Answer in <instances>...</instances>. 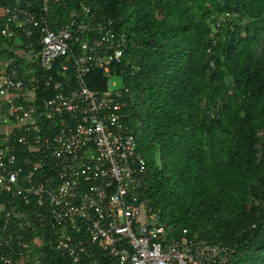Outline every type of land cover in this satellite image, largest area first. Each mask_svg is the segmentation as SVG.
<instances>
[{
    "label": "built area",
    "instance_id": "obj_1",
    "mask_svg": "<svg viewBox=\"0 0 264 264\" xmlns=\"http://www.w3.org/2000/svg\"><path fill=\"white\" fill-rule=\"evenodd\" d=\"M58 1L0 0V52L13 48L28 61L0 64V196L29 207L23 214L0 204V264H42L33 249L49 225L48 246L69 264H101L97 252L112 264L233 259L236 244L209 243L187 229L176 235L151 205L148 163L123 116L125 82L141 71L126 31L86 2L61 23ZM94 71L108 80L105 90L89 86ZM114 78L123 85L111 89Z\"/></svg>",
    "mask_w": 264,
    "mask_h": 264
},
{
    "label": "trees",
    "instance_id": "obj_2",
    "mask_svg": "<svg viewBox=\"0 0 264 264\" xmlns=\"http://www.w3.org/2000/svg\"><path fill=\"white\" fill-rule=\"evenodd\" d=\"M81 2L126 31L141 67L125 82L123 116L147 160L146 194L162 222L176 235L187 229L236 244L238 254L223 264H264V0H59L54 17L62 23ZM87 81L108 84L98 71ZM0 204L29 212L10 196ZM48 227L33 251L42 264H69L48 246ZM95 257L112 264L102 252Z\"/></svg>",
    "mask_w": 264,
    "mask_h": 264
},
{
    "label": "crops",
    "instance_id": "obj_3",
    "mask_svg": "<svg viewBox=\"0 0 264 264\" xmlns=\"http://www.w3.org/2000/svg\"><path fill=\"white\" fill-rule=\"evenodd\" d=\"M7 51L4 52V53H0V64H4V65H7V64H10L12 62H14V58H11L10 56V53H14L16 54L15 50L13 48H9V49H6ZM18 55V54H16ZM20 57H24V58H19V59H22L23 61H26L25 64L27 63L28 64V61L26 59L25 56L23 55H19Z\"/></svg>",
    "mask_w": 264,
    "mask_h": 264
},
{
    "label": "rangeland",
    "instance_id": "obj_4",
    "mask_svg": "<svg viewBox=\"0 0 264 264\" xmlns=\"http://www.w3.org/2000/svg\"><path fill=\"white\" fill-rule=\"evenodd\" d=\"M122 85H123V82H122L121 79L114 78V79H111V80H110V88H111V89L118 88V87H120V86H122ZM139 152H140V150H139Z\"/></svg>",
    "mask_w": 264,
    "mask_h": 264
}]
</instances>
